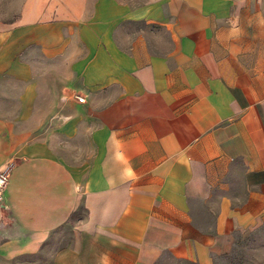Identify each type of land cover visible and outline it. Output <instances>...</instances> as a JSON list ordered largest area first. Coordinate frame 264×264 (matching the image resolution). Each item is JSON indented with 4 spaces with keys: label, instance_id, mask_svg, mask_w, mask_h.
<instances>
[{
    "label": "crops",
    "instance_id": "1",
    "mask_svg": "<svg viewBox=\"0 0 264 264\" xmlns=\"http://www.w3.org/2000/svg\"><path fill=\"white\" fill-rule=\"evenodd\" d=\"M17 7L0 264H214L264 223V0Z\"/></svg>",
    "mask_w": 264,
    "mask_h": 264
},
{
    "label": "rangeland",
    "instance_id": "2",
    "mask_svg": "<svg viewBox=\"0 0 264 264\" xmlns=\"http://www.w3.org/2000/svg\"><path fill=\"white\" fill-rule=\"evenodd\" d=\"M18 0H0V22H11L17 13ZM214 264H264V223L248 233L230 250L218 256Z\"/></svg>",
    "mask_w": 264,
    "mask_h": 264
},
{
    "label": "built area",
    "instance_id": "3",
    "mask_svg": "<svg viewBox=\"0 0 264 264\" xmlns=\"http://www.w3.org/2000/svg\"><path fill=\"white\" fill-rule=\"evenodd\" d=\"M77 102H83V97L75 96ZM9 172V164L5 163L0 166V202L2 200V190L6 185Z\"/></svg>",
    "mask_w": 264,
    "mask_h": 264
}]
</instances>
